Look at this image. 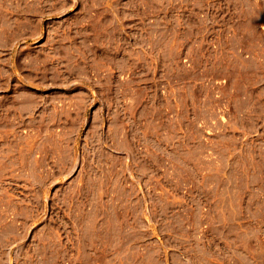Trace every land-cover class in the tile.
Returning a JSON list of instances; mask_svg holds the SVG:
<instances>
[{"label": "rangeland", "instance_id": "obj_1", "mask_svg": "<svg viewBox=\"0 0 264 264\" xmlns=\"http://www.w3.org/2000/svg\"><path fill=\"white\" fill-rule=\"evenodd\" d=\"M0 264H264V0H0Z\"/></svg>", "mask_w": 264, "mask_h": 264}, {"label": "built area", "instance_id": "obj_2", "mask_svg": "<svg viewBox=\"0 0 264 264\" xmlns=\"http://www.w3.org/2000/svg\"><path fill=\"white\" fill-rule=\"evenodd\" d=\"M186 60H187V58H186V57H184V58H183V61H186Z\"/></svg>", "mask_w": 264, "mask_h": 264}]
</instances>
